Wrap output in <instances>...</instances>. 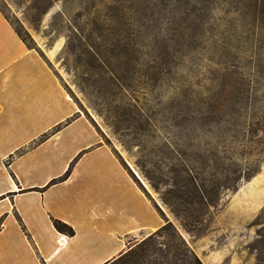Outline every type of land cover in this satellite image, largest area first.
Wrapping results in <instances>:
<instances>
[{
  "label": "rangeland",
  "instance_id": "1",
  "mask_svg": "<svg viewBox=\"0 0 264 264\" xmlns=\"http://www.w3.org/2000/svg\"><path fill=\"white\" fill-rule=\"evenodd\" d=\"M250 4L0 0L204 264H264V34ZM172 34L162 61L156 43ZM169 167L228 187L190 232L146 177Z\"/></svg>",
  "mask_w": 264,
  "mask_h": 264
},
{
  "label": "crops",
  "instance_id": "2",
  "mask_svg": "<svg viewBox=\"0 0 264 264\" xmlns=\"http://www.w3.org/2000/svg\"><path fill=\"white\" fill-rule=\"evenodd\" d=\"M163 223L48 55L0 10V264H104Z\"/></svg>",
  "mask_w": 264,
  "mask_h": 264
},
{
  "label": "trees",
  "instance_id": "3",
  "mask_svg": "<svg viewBox=\"0 0 264 264\" xmlns=\"http://www.w3.org/2000/svg\"><path fill=\"white\" fill-rule=\"evenodd\" d=\"M250 6L258 33L263 35L264 0H251ZM174 36L175 34L168 35L156 43L157 55L162 61H166L167 56L170 55L168 46L180 43V39ZM195 37L196 35H193L189 40ZM258 62L259 64H264L263 59H259ZM122 163L128 170L129 168L126 164ZM73 164L59 179H63L70 174ZM128 171L138 186L146 193L139 180L130 170ZM146 177L154 190L159 193L162 202L179 219L182 227L188 232L202 222L210 208L218 203L222 190L228 188L217 182L206 181L204 178L194 174L192 170L186 168L169 167L167 172L163 174L160 172L157 177L151 176L149 172L148 174L146 173ZM57 181L58 179H54L49 185ZM160 184L163 187H160ZM153 204L164 219L162 226L139 242L130 245L125 252L112 261L104 264H113L115 262L122 264H204L194 253L176 225L165 216L155 201H153ZM54 226L62 233L70 236L75 234L72 227L62 221L55 219Z\"/></svg>",
  "mask_w": 264,
  "mask_h": 264
}]
</instances>
